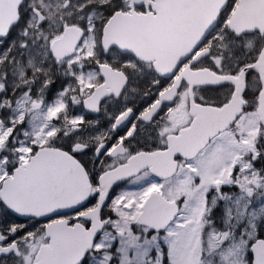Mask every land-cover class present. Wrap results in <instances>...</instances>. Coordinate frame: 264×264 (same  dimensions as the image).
<instances>
[{"label": "snow or ice", "instance_id": "obj_1", "mask_svg": "<svg viewBox=\"0 0 264 264\" xmlns=\"http://www.w3.org/2000/svg\"><path fill=\"white\" fill-rule=\"evenodd\" d=\"M0 264H264V0H0Z\"/></svg>", "mask_w": 264, "mask_h": 264}]
</instances>
